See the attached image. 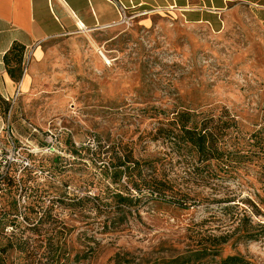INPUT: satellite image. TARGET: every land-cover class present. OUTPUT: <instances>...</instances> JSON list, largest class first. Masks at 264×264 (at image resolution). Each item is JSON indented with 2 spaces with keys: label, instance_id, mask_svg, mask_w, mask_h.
Instances as JSON below:
<instances>
[{
  "label": "rangeland",
  "instance_id": "obj_1",
  "mask_svg": "<svg viewBox=\"0 0 264 264\" xmlns=\"http://www.w3.org/2000/svg\"><path fill=\"white\" fill-rule=\"evenodd\" d=\"M146 15L43 44L5 105L37 172L2 187L0 264H264V28ZM180 111L210 116L221 161L193 169L156 132ZM128 166L191 199L134 190Z\"/></svg>",
  "mask_w": 264,
  "mask_h": 264
},
{
  "label": "crops",
  "instance_id": "obj_2",
  "mask_svg": "<svg viewBox=\"0 0 264 264\" xmlns=\"http://www.w3.org/2000/svg\"><path fill=\"white\" fill-rule=\"evenodd\" d=\"M128 12L165 13L186 23H211L230 12L249 10L264 28V0H118ZM140 16V15H139ZM147 16V15H146ZM116 0H0V131L3 109L25 87L42 54V45L62 38L78 27L108 28L119 20ZM138 17V16H137ZM144 23L148 17L142 19ZM24 46L23 57L31 62L20 81L8 74L4 54L12 43ZM22 65V63H21Z\"/></svg>",
  "mask_w": 264,
  "mask_h": 264
},
{
  "label": "trees",
  "instance_id": "obj_3",
  "mask_svg": "<svg viewBox=\"0 0 264 264\" xmlns=\"http://www.w3.org/2000/svg\"><path fill=\"white\" fill-rule=\"evenodd\" d=\"M23 54L24 46L17 42L12 43L8 51L4 54L3 59L7 72L14 81H19L21 78ZM6 113L7 112L3 109L4 117ZM199 114L201 117L196 119L193 117L194 115L189 114V112H177L173 118L163 122V124L156 129V132L161 136L171 141V143L176 145L181 151H184L183 155L187 158L190 165L194 163V166L192 165L193 169L199 168L200 165L207 166L212 160L221 161L223 159V151L218 145L220 133L218 132L217 134L210 125V116L206 115L205 112ZM186 155H189V159ZM125 163H131L133 167H139L140 162L138 160H130L129 155H125L120 165H124ZM129 169V166L126 167L128 172ZM134 175L136 179L132 180L131 177L133 174L129 172L128 183L138 192H141V188L145 185H149L148 188H150V192H158L164 196L169 195L178 200V206H183L188 199H191L187 194L180 192V189L170 184L169 180L158 179L155 176H151L147 179L142 175V170H138ZM115 197L117 204L120 205L126 203L131 204L135 196L133 192H127L125 195L118 192L115 193ZM136 199L135 197V200ZM245 235L246 237H253L252 234ZM214 241H216V239H214ZM222 241L225 242L226 238L224 237ZM223 263L235 264L236 258L227 257L224 259Z\"/></svg>",
  "mask_w": 264,
  "mask_h": 264
},
{
  "label": "built area",
  "instance_id": "obj_4",
  "mask_svg": "<svg viewBox=\"0 0 264 264\" xmlns=\"http://www.w3.org/2000/svg\"><path fill=\"white\" fill-rule=\"evenodd\" d=\"M116 3L120 15L116 24L130 25L134 18L145 14V12H128V8L120 1L116 0ZM28 63L29 56L23 57V73L26 71ZM27 141L15 135L10 124V113L8 111L3 118L0 131V195L5 184L12 183L15 186H20L24 175L30 177L32 174H36L37 169L35 168L33 157L36 156L37 152ZM45 147L50 149L48 143H46Z\"/></svg>",
  "mask_w": 264,
  "mask_h": 264
},
{
  "label": "bare ground",
  "instance_id": "obj_5",
  "mask_svg": "<svg viewBox=\"0 0 264 264\" xmlns=\"http://www.w3.org/2000/svg\"><path fill=\"white\" fill-rule=\"evenodd\" d=\"M80 28H82V27H80Z\"/></svg>",
  "mask_w": 264,
  "mask_h": 264
}]
</instances>
